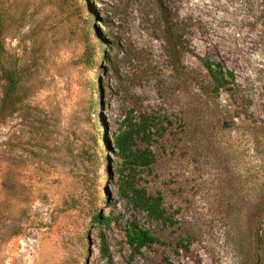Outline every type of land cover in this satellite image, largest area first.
<instances>
[{"label":"rangeland","instance_id":"rangeland-1","mask_svg":"<svg viewBox=\"0 0 264 264\" xmlns=\"http://www.w3.org/2000/svg\"><path fill=\"white\" fill-rule=\"evenodd\" d=\"M262 2L162 0L161 7L156 0H0L8 21L5 46L11 52L20 50L32 32L56 28L59 39L72 40L65 48L70 56L88 13L95 16L103 38H115L118 46L110 56L116 57L120 76L131 75L133 83L128 97L112 65L102 62L100 113L106 140L119 132L130 108L134 116L174 120L180 85L167 58L163 10L181 29L188 50L183 63L191 77L185 101L188 125L183 129L174 121L164 139L152 143L156 164L139 181L148 192L161 195L172 224L149 220L112 188L115 203L103 204V212L113 222L94 225L85 201L90 188L77 184L75 170L29 158L17 147L18 140L27 145L28 135L17 133L12 123L0 128V264H252L253 231L264 212ZM205 60L233 72L234 81L226 88L230 91L214 93ZM73 76L77 81L78 72ZM74 92L79 112L77 83ZM104 158L116 160L112 149ZM103 178L100 170L101 189ZM71 197L73 209L67 203ZM133 221L151 231L159 244L133 254L125 239ZM261 227L264 232V222ZM178 242H190L188 252L177 255Z\"/></svg>","mask_w":264,"mask_h":264},{"label":"trees","instance_id":"trees-1","mask_svg":"<svg viewBox=\"0 0 264 264\" xmlns=\"http://www.w3.org/2000/svg\"><path fill=\"white\" fill-rule=\"evenodd\" d=\"M56 1L60 3L62 0ZM156 1L162 7V0ZM258 9L260 14H264V2ZM6 14L0 7V128L12 123L17 133L28 135L27 145L18 140L17 147L29 158L43 165L55 163L75 170L77 184L90 188V196L85 201L94 225L108 227L113 222L111 215H104L103 212V204L113 206L115 203L111 198L112 188H115L119 198L126 199L149 220L163 225L172 224L171 218L162 208L161 195L148 192L139 181L156 164L152 143L164 139L174 126V121L183 125V129L189 122V109L185 101L191 77L183 63L188 50L179 26L173 24L163 10V40L167 58L180 85V103L173 114L174 120L154 114L137 113L134 116L135 111L130 108L125 113L119 132L112 140H106L103 138L105 126L100 113L105 94L104 82L101 80L105 73L102 62L112 65L119 88L128 97L133 83L131 75L120 76L116 57L110 56L118 46L115 38L111 35L103 38L95 26V16L88 13L76 33V48L70 56H66L65 48L72 44V40L61 39L66 37L59 39L56 28L44 34L32 32L20 50L11 52L5 46L8 35ZM123 58L127 64L130 63L128 55L125 54ZM203 66L214 93L230 91L226 88L234 81L233 72L211 60H205ZM75 71L79 74L77 81L73 76ZM91 74H95V78ZM74 83H77L82 93L79 112L73 103ZM81 124L85 125V130ZM110 149L116 158L112 162L104 158ZM100 170H104L102 189L99 185ZM67 203L74 204L70 209L76 205L72 197ZM257 220L258 226L253 231L252 264H264V232L261 227L264 212L258 215ZM125 239L133 254L159 244L151 231L141 228L134 221L125 229ZM101 240L103 254L106 255L105 241L102 237ZM190 245V242H178L174 252L177 255L182 250L188 252Z\"/></svg>","mask_w":264,"mask_h":264}]
</instances>
